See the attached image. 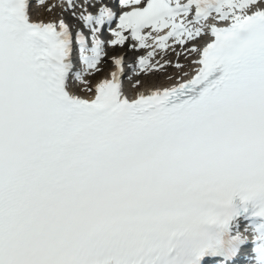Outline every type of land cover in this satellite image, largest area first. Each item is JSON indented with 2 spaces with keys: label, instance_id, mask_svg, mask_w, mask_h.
<instances>
[{
  "label": "snow or ice",
  "instance_id": "snow-or-ice-1",
  "mask_svg": "<svg viewBox=\"0 0 264 264\" xmlns=\"http://www.w3.org/2000/svg\"><path fill=\"white\" fill-rule=\"evenodd\" d=\"M169 40L194 68L130 96L106 49L163 71ZM241 258L264 264V0H0V264Z\"/></svg>",
  "mask_w": 264,
  "mask_h": 264
},
{
  "label": "bare ground",
  "instance_id": "bare-ground-1",
  "mask_svg": "<svg viewBox=\"0 0 264 264\" xmlns=\"http://www.w3.org/2000/svg\"><path fill=\"white\" fill-rule=\"evenodd\" d=\"M39 12H40V9H37ZM41 13V12H40ZM166 54L167 53H169V51H167V52H165ZM183 61L180 63L181 65H184V69L186 68L185 67V65H187V64H190V61H191V59H190V57L186 60L184 57H183V59H182ZM183 69V70H184ZM179 72H180V70H178ZM154 71H152V72H150V74L148 75V76H144L143 77V80L144 81H146V82H149V83H154V80H155V77L153 76L154 75ZM167 73V72H166ZM125 90L127 91V92H133V93H135L136 92V90L137 89H131L129 86H126L125 87Z\"/></svg>",
  "mask_w": 264,
  "mask_h": 264
},
{
  "label": "rangeland",
  "instance_id": "rangeland-1",
  "mask_svg": "<svg viewBox=\"0 0 264 264\" xmlns=\"http://www.w3.org/2000/svg\"><path fill=\"white\" fill-rule=\"evenodd\" d=\"M173 72H175V71H173ZM163 78H164V75H161L159 79H163ZM141 85H142V84H141Z\"/></svg>",
  "mask_w": 264,
  "mask_h": 264
}]
</instances>
